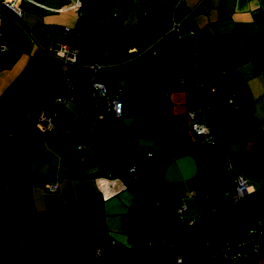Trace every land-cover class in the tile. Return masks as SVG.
<instances>
[{"label": "crops", "instance_id": "0c3cea01", "mask_svg": "<svg viewBox=\"0 0 264 264\" xmlns=\"http://www.w3.org/2000/svg\"><path fill=\"white\" fill-rule=\"evenodd\" d=\"M203 1L79 0L84 18L77 10L61 11V0H21V21L0 11V127L12 137L0 148V264H105L117 251L123 256L128 234L122 222L129 217L135 228L151 232L135 229L144 248H168L162 214L151 212V201L120 177L109 176L108 149L126 127L139 131L142 183L167 197L175 219L177 207H189L185 220L192 225L182 227L178 253L186 262L201 254L203 264H215L222 235L235 225L238 206L229 199L237 182L216 191L205 174L226 180L234 143L245 158L264 149V0H207L196 10ZM174 21L182 22L180 32L168 34ZM64 44L79 50L74 65L65 67L46 52ZM94 61L102 65L98 79L109 93L122 90L116 123L99 120L87 68ZM228 95L238 106L235 114ZM59 98L66 100L58 105ZM190 106L199 109L195 120L188 118ZM201 114L198 123L210 126L212 142L231 144L224 179L215 171L222 154L207 151L192 131ZM43 115L53 118L51 132L38 125ZM164 131L174 145L169 158L160 146ZM74 138L82 151L69 148ZM145 153L164 174L145 162ZM259 159L264 154L246 159L258 174ZM50 184L57 185L54 192ZM248 184V193L255 192ZM241 264H264V253Z\"/></svg>", "mask_w": 264, "mask_h": 264}, {"label": "built area", "instance_id": "2783aa9c", "mask_svg": "<svg viewBox=\"0 0 264 264\" xmlns=\"http://www.w3.org/2000/svg\"><path fill=\"white\" fill-rule=\"evenodd\" d=\"M21 0H0V11L9 18H13L17 21L22 19V10L19 7V2ZM183 0H177L180 4ZM127 5L123 7L121 12L114 14L113 21L120 22L126 12ZM61 11H70L77 10L79 11V16L81 18L85 17V13L81 9V4L79 0H61ZM3 25V20L0 17V31ZM182 22L174 21L170 28V31L173 33L179 34ZM66 31H71L70 28H67ZM1 35V33H0ZM46 52L60 60L65 67L74 65L77 61L79 50L74 46L69 45H60L53 50H46ZM87 68L90 71V83L91 91L94 97L95 106L98 108V117L100 118V112H106L110 118H121L123 115V102H122V90L115 93H109L106 86L98 79V74L102 65L99 61H94L91 64L87 65ZM67 84L69 91L72 92L75 89L73 82L70 79H67ZM66 99L59 98L57 99V104L60 105L64 103ZM232 107L237 110L238 106L234 104L232 100L229 101ZM199 109L197 107H189V116L193 120L196 119ZM38 125L45 131L51 132L53 128V118L50 116L43 115L38 118ZM193 133L203 139V141L210 142L212 141L211 128L207 124L194 123L192 127ZM69 148L82 151L84 145L78 144L77 142H71ZM150 156H153L150 154ZM128 185L135 187L140 190H147V187L141 181V175L138 171L136 165H132L129 169V177L126 180ZM49 191L54 192L57 188L56 184L47 185ZM250 186L246 178L238 176L237 186L235 189L234 200L237 201L241 199L250 191ZM164 200V199H163ZM156 201L157 205H163L164 201ZM188 212V208L183 205L178 209L179 220L184 222L185 214ZM172 225L174 227L175 237L173 241L169 243L170 248L175 251L171 264H190L186 262L182 256L178 253V241H179V225L172 218ZM188 225H192V222H189ZM263 234H264V223L261 220H254L247 227V230L243 235L232 237L231 239H222V250L219 255H213L212 261L217 264H241L247 258H256L261 256L263 252ZM112 246H116V241H111ZM249 248V251L245 252V249ZM102 250L97 251V255H101Z\"/></svg>", "mask_w": 264, "mask_h": 264}, {"label": "rangeland", "instance_id": "374dc122", "mask_svg": "<svg viewBox=\"0 0 264 264\" xmlns=\"http://www.w3.org/2000/svg\"><path fill=\"white\" fill-rule=\"evenodd\" d=\"M229 97H232V95H228V97H225V98H228V100L230 101L231 98H229ZM242 113H243V111L240 114H242ZM183 117H184L183 120H186L185 119L186 116L183 115ZM202 117H204L203 114L199 115L196 121L197 122L202 121V120H200V119H202ZM247 118H249V116H246V119ZM110 119H111L112 123H114V122L116 123L119 121V119H117V118H114V119L110 118ZM183 122H185V121H183ZM109 125H111V123ZM177 126H178V129L181 130L182 133H185V128L182 125H177ZM241 129H243L244 133H248L250 131V128H247V127H244ZM164 133H165V136H163L162 139L160 140V146L163 149V155L166 158H169L170 152L172 154L174 151V145H172V144L169 145L168 136L171 134H169L167 131H164ZM143 136L145 139L150 138L146 134L145 135L143 134ZM260 136L261 135H259V137L256 138L257 142H262L263 139L260 138ZM197 138L199 141H203L202 138H200V137H197ZM237 144L238 143L233 144V149L235 151V154L231 155L229 157L230 162L233 165V170L229 169V171L227 172L226 180L224 182H219L217 180V178H215V176L212 173H211V175L205 174V177H206L207 181H209L210 183L212 182L214 184L215 190L217 191L220 189V187H227L228 189H230L233 186L235 188L234 184L237 182L236 176L238 177V175H237L238 173L242 174L241 176H244L246 179L248 176V178L250 179V180H248L249 183L253 184L256 187V191L244 195L241 198V204L248 205V207L252 210L253 214L256 216H259L261 214V211H262L263 205H264V160L263 159L257 160L258 166L260 168V173L258 174L257 169H255L253 167L254 162L246 161L245 157L238 155L240 152V148H239V146H237ZM150 145H151L150 143H147V144H144V147L150 146ZM146 154L147 153H145V155H144L146 157L145 162H147V163L149 162V166H150V163L152 162L153 166H154L153 170H155V169L157 170L156 161L154 159L147 158ZM192 155L194 156V154H192ZM161 158H162L161 159V163H162L163 162V156L162 155H161ZM158 170L160 171V173L164 174L163 169H161V170L158 169ZM170 171H171V169H170ZM156 174H158V173H156ZM198 178L201 180V182L203 181V177H202V174L200 172L198 173ZM142 180L144 181V177L143 178L141 177V181ZM195 181H199V180L195 179ZM218 182L222 183V184H219ZM226 184L228 186H226ZM133 190H135V189L131 188L132 192H133ZM222 190H223V188H222ZM198 191H200V190H198ZM234 195H235V192L230 191V199L229 200L232 203L237 204V202H235V200L233 199ZM197 198H198L197 199L198 202L202 203L204 201L203 196L197 197ZM147 205H149V204H147ZM183 205H185L189 209L188 205H186V204H181L179 207H181ZM179 207H177V209L174 210L173 212L177 213ZM210 214H212L215 217L214 213H210ZM210 214H208V213L205 214V217L208 218L210 216ZM176 219H179V215H176ZM129 220H130V217L128 219H126L125 223L122 222V225L124 226V229H125L124 232H125V234H128L125 237L126 242L123 243V245H122V249L124 251L123 256L116 250L117 255L111 254L110 257L108 258V260H104L105 264H170L171 257L174 256L175 251L170 247H168L166 250L162 251L161 249H164V248H163V246H161L158 248L157 251L155 250L154 251L155 253H154V252H151L149 249L144 248V246H143L144 242L142 241V237L140 238V237H136L134 235L135 229H137V228H135L134 225H132L131 221H129ZM119 222H121V219L117 220L118 224H119ZM146 229L147 228H145V227L144 228L138 227L137 232L141 233V234L151 233L149 230L147 231ZM116 234L117 233L113 232V233H111V236H114V238L119 242L118 245H120V243H122L124 241H122L118 237H116L115 236ZM110 241H112V240H110ZM111 249H113V248H111ZM161 251H162V253H160Z\"/></svg>", "mask_w": 264, "mask_h": 264}, {"label": "trees", "instance_id": "16d2710c", "mask_svg": "<svg viewBox=\"0 0 264 264\" xmlns=\"http://www.w3.org/2000/svg\"><path fill=\"white\" fill-rule=\"evenodd\" d=\"M207 2V0H204L203 3L196 9L199 10L202 8V6ZM195 10V11H196ZM189 14V13H187ZM228 106L230 108V112L235 114L236 110L232 107V105L227 101ZM235 104V103H234ZM110 119L108 114L106 112H100V122ZM81 138L85 139V136H82ZM139 138V131L135 127H126L121 132V141L112 143V145L109 147V155L111 157L112 163L114 168L109 173L110 177L118 176L120 177L124 183L133 189L138 193V195L141 196V198L149 199L151 201L152 209L151 212H160L162 214L163 218V226L162 231L167 236L168 240V247H170L169 243L173 241L175 237V231L174 227L172 225V218L177 222L179 225V234L183 226H188V220H184V222H181L178 219H175L168 208V200L166 196H163L162 193L157 189H155L154 186L149 185L147 183H143L147 190H140L135 187H132L128 185V182L126 181L129 177V169L132 165H136L139 170V161L141 160V157L137 155L136 153V146L138 143ZM77 141H79V138H74ZM82 140V139H81ZM12 137L0 127V148H6L11 144ZM108 141H106V144ZM203 147L211 152V153H220L223 156V160L221 163L217 164L215 167L216 174L219 179H224V172H226L228 166L226 163V157L228 155V148L230 147V143L228 144H216L212 141L206 142L201 141L200 142ZM235 192V190H234ZM163 200V205H157L156 201ZM234 199V197H233ZM237 202L238 206V212L236 214L235 219V225L234 228L222 235V239H231L232 237L243 235L245 231L247 230V227L250 225V223L254 220H261L264 223V205L263 209L261 211V214L259 216H256L252 213L248 205L241 204V199L235 201ZM263 252H264V234H263ZM203 256L201 254H198L194 257L192 261H190V264H203ZM216 264V263H215Z\"/></svg>", "mask_w": 264, "mask_h": 264}, {"label": "water", "instance_id": "95a60500", "mask_svg": "<svg viewBox=\"0 0 264 264\" xmlns=\"http://www.w3.org/2000/svg\"><path fill=\"white\" fill-rule=\"evenodd\" d=\"M172 33H173V32L169 31L168 34H172ZM263 154H264V149L259 150V151L255 152V153H253L252 155L246 157L245 160H246V159H254V158H256L257 156H259V155H263ZM233 155H234V154H233ZM227 157H228V155H227ZM227 157H226V159H227ZM222 158H223V156H222ZM228 166H229V165H228Z\"/></svg>", "mask_w": 264, "mask_h": 264}]
</instances>
